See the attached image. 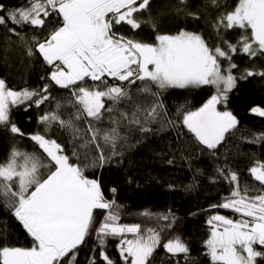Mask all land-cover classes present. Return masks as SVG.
Here are the masks:
<instances>
[{
  "label": "snow or ice",
  "instance_id": "obj_1",
  "mask_svg": "<svg viewBox=\"0 0 264 264\" xmlns=\"http://www.w3.org/2000/svg\"><path fill=\"white\" fill-rule=\"evenodd\" d=\"M153 2L22 0L11 7L0 2L4 42L49 69L41 88L16 89L0 78V131L36 146L28 151L12 143L0 157V202L30 238L14 243L0 235V264H82L80 252L90 240L83 264H152L161 248L166 264H193L189 241L177 227L180 218L171 209H144L138 213L143 222L120 223L118 188L107 190L109 199L95 172L122 158L126 145L134 146L133 133L146 137L157 124L160 131L171 127L189 136L201 155L217 156L240 123L229 107L231 94L240 81L264 78V68L240 71L234 59L264 58V0H201L195 10L190 0H168L156 11ZM181 16L203 19L210 31L169 26ZM52 85L70 90L67 105L55 99ZM204 88L212 91L198 107L185 99L170 111L165 103V93ZM53 101L38 117L43 131L27 133L13 119L15 108L27 112ZM249 113L264 118V106L256 104ZM54 126L70 135V153L47 135ZM245 139L262 143L264 132ZM247 172L251 180L225 155L210 177L212 183L226 182L229 191L201 209L214 213L207 216L202 241L209 264H264V159L252 157ZM111 240L118 259L109 250Z\"/></svg>",
  "mask_w": 264,
  "mask_h": 264
},
{
  "label": "trees",
  "instance_id": "obj_2",
  "mask_svg": "<svg viewBox=\"0 0 264 264\" xmlns=\"http://www.w3.org/2000/svg\"><path fill=\"white\" fill-rule=\"evenodd\" d=\"M0 2L11 7L21 3L22 0H0ZM228 2L231 3V0ZM190 3L195 10L201 0H190ZM167 4L168 0H154L153 10H164ZM169 26L210 31L203 19L197 22L183 16L173 18ZM234 59L240 71L244 68H254L257 71L264 68V58L249 60L246 56L238 55ZM48 71V67L41 60H29L18 45L9 46L5 43L0 32V78H6L10 87L41 88L48 83L46 79H41V76H46ZM236 74L239 75V72ZM211 91L209 88L190 92L175 90L172 95L165 93V103L170 111H174L175 105L184 102L185 99L189 100L192 106L198 107L207 99ZM52 95L56 100L67 105L70 90L52 85ZM54 103L53 101L51 105H42L40 109L33 106L27 112L24 106L15 108L13 119L27 133L43 131V127L37 124L38 117L43 115L45 110L54 107ZM256 104L264 106V78L259 76L240 81L238 89L231 94L229 107L240 123L235 132L227 138L224 146L219 148L216 157L207 153L201 155L198 146L189 136H178L177 130L171 127L160 131L158 124L152 125L155 131L143 138L139 132L133 133L130 145L134 146L126 145L122 158L117 157L112 164L95 172L97 176L102 177L109 199L112 198V194L107 190L111 187L118 188L117 203L123 205L120 223L143 222L144 218L138 213L144 209L152 212H166L171 209L180 218L177 227L189 241L191 256L194 258L193 264H209L208 257L203 254L202 241L208 233V226L205 223L207 216L214 213L202 212L201 209H208L210 204L218 203L229 191L226 182L212 183L210 177L214 175L216 165L223 164L224 156L227 155L232 166L240 170L241 176L251 180L247 168L251 166L252 157L264 159V142L250 144L245 139L252 138L254 133L264 132V118L249 113V108ZM47 135L65 144L69 153L71 152L69 143L71 137L68 133L54 126ZM12 143H17L22 150L32 151L36 147L27 138L16 137L13 140L10 134L0 131V157L6 154ZM168 159H173L174 163L169 165ZM121 160L122 162L118 163ZM196 169L201 170L199 174L196 173ZM129 180L131 183L128 182ZM169 185L173 187L169 188ZM219 211L220 214L233 215L229 210ZM0 235H7L14 243H30V238L27 237L22 225L12 216L3 202H0ZM93 242L90 240L88 246L81 250L79 258L82 264ZM115 244L116 241L111 240L109 250L118 259ZM152 264H166L162 248L158 250Z\"/></svg>",
  "mask_w": 264,
  "mask_h": 264
}]
</instances>
